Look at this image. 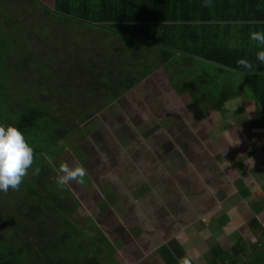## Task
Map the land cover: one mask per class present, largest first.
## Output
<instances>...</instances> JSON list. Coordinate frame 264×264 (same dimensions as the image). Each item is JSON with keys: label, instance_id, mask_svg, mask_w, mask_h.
I'll use <instances>...</instances> for the list:
<instances>
[{"label": "crops", "instance_id": "obj_1", "mask_svg": "<svg viewBox=\"0 0 264 264\" xmlns=\"http://www.w3.org/2000/svg\"><path fill=\"white\" fill-rule=\"evenodd\" d=\"M122 1L126 0H115L117 11ZM128 2L136 14H165L167 21L163 23L170 21L172 12L194 7L179 0ZM163 23L146 22L145 32L160 30ZM79 27H83L88 41L96 38L93 44L99 47L100 54L105 48L101 37H112L107 46L139 44H120L116 36L89 25ZM249 34L245 35L243 51L252 53L255 46L256 55L264 45L251 40ZM177 36L180 38L174 40L182 43L181 35ZM223 37L229 39L224 42L233 43L234 30ZM204 38L211 43L216 34ZM140 47L145 49L141 43ZM111 55L117 58L115 53ZM181 59L197 61L191 57ZM202 72L201 76H209L204 69ZM230 77L226 76V80ZM182 79L173 85L164 70L151 71L133 88L98 109L94 117L79 125L73 121L72 134L58 144V153L51 151L54 154L49 161L55 173H59L61 165L85 169L83 177L69 181L65 187L78 202V210L87 209L85 219L78 224L83 231H95L111 241L117 261L114 264H184L185 260L188 264H211V248L221 246L222 236L234 241L237 234L243 239L249 232L255 239L249 229L245 232L246 224L237 228L245 218L247 221L255 217L264 229V115L252 99L241 104L245 99L240 93V97L218 107L209 100L211 90L219 86L210 78L201 85L193 84V79L186 76ZM159 80L164 81V88ZM226 80L220 83L232 86L236 82L229 81L231 85ZM239 80L237 87L242 84L247 88ZM204 86L211 87L210 93ZM195 96H199L198 103L192 99ZM85 100L92 105L90 97L78 104L88 106ZM245 106L246 120L244 112L239 113V108ZM244 122L259 123V127L255 126L252 134L243 127ZM73 124L84 135L77 134ZM244 189L249 192L246 198L240 195ZM110 214L113 220L109 219V224L96 222ZM203 231L210 233V245H204ZM174 247L181 254L168 263L162 254ZM155 257L158 261L153 263Z\"/></svg>", "mask_w": 264, "mask_h": 264}, {"label": "trees", "instance_id": "obj_2", "mask_svg": "<svg viewBox=\"0 0 264 264\" xmlns=\"http://www.w3.org/2000/svg\"><path fill=\"white\" fill-rule=\"evenodd\" d=\"M179 1L194 7L187 8L191 10L172 12L170 21L163 23L167 21L165 14L148 13L150 17H147L146 13L136 14L137 12L133 11V4L128 0L121 2L119 11L115 9V0H26L39 5L46 12L61 17L64 25L68 23L77 27L89 25L103 33L116 36L120 44L130 42L139 44H121L122 48L118 45H106L102 50L104 53L101 54L95 44H91L84 52L72 50L74 61L101 62L99 66L94 65L99 71L98 74L90 73L87 63L75 65L77 71L74 77L84 86L75 89L86 91L71 95L80 98L78 101L90 97L93 105L92 109L79 106L78 111L72 106H61L56 103L51 105L47 100H44L43 106L29 100L23 104H15L9 90L12 88L8 87L11 83L5 81V77L1 74L2 66L7 60L3 57L7 53L6 46L0 44V52H2L0 54V123L16 124L33 149V162L29 168L34 165L41 167V172L34 183L26 180L24 176L17 189L9 188L7 191L9 196L18 199L28 198L29 203L25 206L22 205V201L13 202L16 204L15 212L7 213L5 209L0 210V264H114L117 262L112 245L102 234L92 230L83 231V227L74 222L79 204L69 194L67 188L62 186L61 195L52 192V184L53 186L57 184L55 179L60 173H55L50 161L47 162L42 154L50 148H57L63 139H67V136L72 134L74 127L70 128V126L73 121L75 125H79L94 117L98 109L133 88L151 71L164 70L174 85L183 82L182 78L186 75L184 69H189L194 62L183 60L181 57L196 58L197 61L213 65L217 73L231 74L230 80L233 82L236 81L233 78L239 75L246 84L251 99L264 115V64L256 60L255 46H252V53L243 51L246 45V33H250L253 29L264 31V0H209L207 3L205 0ZM146 22L163 23L164 27L146 33ZM177 25L182 26V29L176 30ZM230 30H234L232 39L234 42L226 43L224 41L229 39L223 36ZM177 33L181 35L182 43L174 40L175 37L180 38ZM213 34H216V39L209 43L204 37ZM108 39V42H112V38L108 37ZM140 43L145 49L141 50ZM28 53V56H32L30 51ZM112 53H115L117 58L114 59ZM240 58L250 61L254 66L253 70L239 67L236 61ZM32 61H35L33 56L30 60L23 59L20 70H17V75L23 82L28 75L35 72L30 65ZM30 71L32 72L29 73ZM87 75L93 77L95 75L97 82L89 86L85 81ZM199 77L201 76L193 78V84L201 85L202 82H207L205 79L201 81ZM217 84L219 86L214 90L208 86L203 88L208 93L212 91V96L208 99L214 101L218 107L240 97L237 86L231 83L232 86L220 82ZM192 99L196 103L199 102V96ZM12 107L13 109L8 113L9 108ZM75 129L77 134L84 135L81 128L75 126ZM38 130H41L40 135L44 137L50 131L47 148L34 145L31 141L37 136L35 134ZM30 175L32 176V172ZM21 184L27 187L25 191ZM55 187L59 188L60 185L57 184ZM248 194L246 189L240 192L242 198H246ZM24 208L27 210L24 211ZM11 214L19 218L11 220ZM219 223L222 226V219ZM246 226L256 239L254 244L244 247L241 243L243 239L237 234L232 246L226 250L219 244L211 248L214 259L211 264L225 262L259 264L258 261L260 263L264 261L262 225L251 216L246 221ZM180 254L181 252H176L174 247L172 251L162 255L168 263H171Z\"/></svg>", "mask_w": 264, "mask_h": 264}, {"label": "rangeland", "instance_id": "obj_3", "mask_svg": "<svg viewBox=\"0 0 264 264\" xmlns=\"http://www.w3.org/2000/svg\"><path fill=\"white\" fill-rule=\"evenodd\" d=\"M95 40L96 38H91V41H88L82 28L70 24L64 25L62 23L61 17L50 12H46L37 4L26 2V0H0V44H4L6 46L5 51L7 53V55L5 53L6 56L3 57L7 58V60L5 65L2 66L1 74L5 77V81L11 83L8 85V87L12 88L9 90L13 95L14 99L12 101L15 104H23L25 101L29 100L35 101L39 103L40 106H43L42 104L44 100H47V103H50L51 105L56 103L60 104L61 106H72L78 111L79 108L76 109V107L80 106V104H78V102H80L78 101L80 98H74L73 96L74 94L85 92L86 90L84 91L82 89H75L76 87H84L80 80L75 79L74 77L77 71L75 65L87 63L89 64L88 71L90 73L98 74L99 71L98 69H95L94 65L99 66L101 62L93 60L87 62L78 61V63L77 61H74L72 50L75 49L76 52H84L89 46H91V44L94 43ZM101 40L102 42L104 41L106 47V43L109 39H103L101 37ZM29 51L35 59V61L30 63L35 72L30 71L29 73H32L28 75L23 82V80L21 81L17 75V70H20V63L23 59L27 58L30 60L32 57L28 56ZM0 54H2V52H0ZM202 69L205 70V73L209 74L208 77L201 76L203 73ZM184 71L186 72L185 76L189 79H193L196 76H201L199 77L201 81L210 78V82H221L222 80L225 81L226 76H231L226 74L220 76V74H217L216 68L213 65L201 61H194L192 66L189 69H184ZM19 73L24 75V73ZM230 78L227 80L231 81ZM239 78V75L233 78L236 79V82L234 83L235 87L238 86V82L240 81ZM85 81L89 86H92L97 82V77H95V75L94 77L87 75ZM158 84L161 85V88L165 87L164 81L159 80ZM237 88L239 89V93L245 99L241 100L239 98L241 100V104L249 101L253 102L250 98L249 90L245 88L244 85L239 84V87ZM239 99L237 101H240ZM166 102H169L168 98H166ZM246 104L247 103H245V105ZM84 105H88L84 106V108H93V105H89V100H85ZM12 109L13 107L9 108L10 111H8V113H10ZM242 112H244V118L246 120L247 118L245 116L248 112L246 106L239 108V113L242 114ZM254 115H256V113ZM250 117L253 118L251 115ZM244 123L245 124L243 127H247L248 132L252 134H254L256 131L254 127L257 125L259 127V123L257 122V124ZM51 128L52 126L50 129ZM40 134L41 130H38L35 134L37 136H34L31 141L34 145H41L47 148V140L49 141L51 136L50 131L45 137L41 136ZM58 149L59 148L55 147L50 148L49 151L44 152L42 155L48 162L50 159H52L54 153H58ZM51 151L56 152L53 153ZM53 168L55 167L53 166ZM31 172L32 176L30 175ZM40 172L41 167L34 165L31 168H28L25 179L31 183H34L36 181L35 178H38V174H40ZM55 185L57 186V184H54V186L52 184V192L59 193V195H61L63 187L60 186L59 188H56ZM21 186L24 191L27 189V187L23 184H21ZM18 201H22V205L25 206L27 203H29L28 198L18 199L7 195V192H0V210L5 209L7 213L15 212L16 204L13 202ZM67 202L69 203L70 201L68 200ZM26 210L27 209L24 208V211ZM86 211L87 209L85 207H83L81 210H78L75 214L74 222L80 224L86 217ZM6 216H8V214H6ZM10 216L11 220L15 218V214H11ZM18 218L19 217L16 216L15 219ZM109 219L113 220L112 214L109 216L107 215L104 219L98 218L96 219V222L101 225H104V223L109 224ZM246 219L247 218H245L242 223L237 226V228H239L242 224H246ZM238 222L241 221L239 220ZM226 229L229 233L230 228L227 227ZM247 230L248 228H245V232ZM207 231H203L206 236L204 239V245H210L211 243L209 240L210 233H207ZM239 231L244 232V228H240ZM255 240L256 239L251 238V234L249 232H246L241 243L248 247L249 245L254 244ZM220 243L222 248L226 250L234 243V241L230 237H226V235H224L220 238ZM157 259L158 258H156L155 261L153 259V263L157 262ZM202 261H204L203 258Z\"/></svg>", "mask_w": 264, "mask_h": 264}, {"label": "clouds", "instance_id": "obj_4", "mask_svg": "<svg viewBox=\"0 0 264 264\" xmlns=\"http://www.w3.org/2000/svg\"><path fill=\"white\" fill-rule=\"evenodd\" d=\"M209 2V0H205ZM250 39L264 45V31L250 32ZM256 60L264 64V48L257 51ZM236 64L245 70H253L246 58L237 59ZM33 162V149L15 123H0V192L17 189ZM56 183L65 186L69 181L85 175L81 166L61 165ZM184 264H188L187 260Z\"/></svg>", "mask_w": 264, "mask_h": 264}, {"label": "flooded vegetation", "instance_id": "obj_5", "mask_svg": "<svg viewBox=\"0 0 264 264\" xmlns=\"http://www.w3.org/2000/svg\"><path fill=\"white\" fill-rule=\"evenodd\" d=\"M110 243H111V241H110ZM112 244V243H111Z\"/></svg>", "mask_w": 264, "mask_h": 264}]
</instances>
